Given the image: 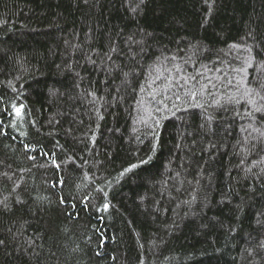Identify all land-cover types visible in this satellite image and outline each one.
Listing matches in <instances>:
<instances>
[{
    "label": "trees",
    "instance_id": "obj_1",
    "mask_svg": "<svg viewBox=\"0 0 264 264\" xmlns=\"http://www.w3.org/2000/svg\"><path fill=\"white\" fill-rule=\"evenodd\" d=\"M262 64L264 0H0V264H264Z\"/></svg>",
    "mask_w": 264,
    "mask_h": 264
},
{
    "label": "snow or ice",
    "instance_id": "obj_2",
    "mask_svg": "<svg viewBox=\"0 0 264 264\" xmlns=\"http://www.w3.org/2000/svg\"><path fill=\"white\" fill-rule=\"evenodd\" d=\"M141 2H143V0H141ZM133 11H135L136 9L133 8ZM112 51H115V49H112ZM245 63L247 64L248 67H252V58L249 56ZM261 69L264 70V64H262ZM246 70V69H245ZM127 75V74H125ZM201 94L202 95V91L200 93H198L197 91H193V90H189L185 93V95H187L189 97V100L192 102L196 101L197 95ZM243 97L245 98V103L247 105L250 106V110L246 111L245 113H243L244 117H247L250 121H255L256 118V114L259 113L261 119H264V82H259V89L256 88H245V90L242 93ZM177 99H181V97L178 95ZM239 102L238 98L235 97H229L227 102ZM215 103L218 106L222 105L220 104L219 100H216ZM197 107H203L202 105L197 104ZM185 111H187V109H185ZM17 115H19V109H17ZM237 116H240L241 114L239 112L236 113ZM213 117L212 116H208L207 117V123L209 124V127L211 125V121H212ZM157 127H159V121L156 122ZM201 127H204V125H201ZM249 127L253 128V131L258 132L259 136L261 138V143H264V131H261V129L259 127H254L252 124L249 125ZM243 131H248L247 128L242 129ZM249 135H251V133H249ZM256 145H253V147H255ZM212 147H215V145L213 144ZM141 163H147V161H141ZM261 163H264V161H261ZM137 167V165H132V168ZM130 169H126L125 171H129ZM20 201H18L19 203ZM0 206H2V210L4 211H8L9 206L7 204H5L4 202L0 201ZM108 205H105V208H107ZM0 243H3V241H0Z\"/></svg>",
    "mask_w": 264,
    "mask_h": 264
}]
</instances>
